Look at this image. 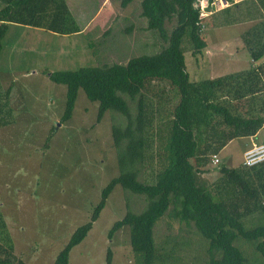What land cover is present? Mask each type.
I'll use <instances>...</instances> for the list:
<instances>
[{"label": "rangeland", "instance_id": "374dc122", "mask_svg": "<svg viewBox=\"0 0 264 264\" xmlns=\"http://www.w3.org/2000/svg\"><path fill=\"white\" fill-rule=\"evenodd\" d=\"M120 1L71 0L69 9L74 20L71 25L81 28L95 16L85 33L58 35L41 28L10 24L2 40L0 88L2 91L10 88L8 104L12 114L9 124L0 127V213L14 252L26 264H53L72 232L88 221L103 187L118 174L111 127L125 124L124 117L109 111L96 123L98 103L89 101L82 89L78 90L71 118L61 123L66 86L52 82L42 71L125 64L132 57L153 55L167 46L157 32L146 28V19L139 15L141 0H133L128 8L121 7ZM215 20L202 31L208 44L202 54H193L187 38L183 39L181 47L192 80L231 74L253 62L239 33L259 19L213 33L210 26L221 24L219 18ZM174 24V20L166 22L167 33ZM215 36L218 40L213 43ZM247 36L243 35V39ZM156 83L153 93L163 90L166 101H160V108L166 109L177 100V95L168 83ZM221 92L219 101L226 105L231 92L229 85L219 89L217 95ZM151 97L154 109L159 103L155 105L156 97ZM130 108L135 114V102H130ZM165 124H159L160 136L151 141L149 155L145 154L140 167L139 178L143 183L152 184L156 171L162 167L156 157V146L161 147L158 150L162 157L161 140L167 138ZM242 150L243 139L232 140L217 155L219 164L209 161L208 171L199 174V180L204 184L215 181L222 164L240 163ZM146 204L144 196L116 185L91 230L71 249L68 264H106L107 249L112 254L111 264H141L131 249L128 226H122L111 238L108 232L127 210L140 213ZM259 222L245 224L248 227ZM154 239L164 252L170 253L169 248L172 249L174 259L166 264H204L207 259L206 240L192 224L187 225L175 216L173 205L156 223ZM252 244L242 239L234 242L249 256L251 264H264V257H255L261 255Z\"/></svg>", "mask_w": 264, "mask_h": 264}, {"label": "trees", "instance_id": "16d2710c", "mask_svg": "<svg viewBox=\"0 0 264 264\" xmlns=\"http://www.w3.org/2000/svg\"><path fill=\"white\" fill-rule=\"evenodd\" d=\"M132 1L121 0L120 6L128 8ZM206 1L210 12L206 17L200 16L196 0L140 1L139 15L146 19V28L157 32L167 42L159 53L132 57L125 64L42 71L52 82L66 86L61 123L71 118L79 89L89 101L98 103L96 123L108 111L125 118L124 125L111 127L118 174L103 187L88 221L72 232L53 264H68L71 249L91 230L116 185L144 196L147 201L140 213L127 210L108 232L111 238L122 226H128L131 249L141 259V264H166L174 259L170 254L172 249L169 248L170 253L164 252L154 239V227L170 205L181 222L192 224L206 240L204 264H251L249 256L234 245L237 239L253 242L254 251L261 255L255 257H264V163L248 167L242 153L239 164H222L218 169L220 175L212 183L204 184L198 176L208 171L212 155H218L236 138L255 135L264 125V41L255 42L250 38L251 42H246L255 62L248 68L199 81L191 79L181 47L186 37L193 54H202L208 47L202 31L216 21L215 18L221 20L220 25L228 26L246 19H259L255 26L264 30V0H252L242 9L234 0H225L228 6L218 11L213 5L215 0ZM219 11H222L221 17H226L224 22L214 14ZM172 20L175 24L167 33L166 22ZM70 22L74 20L66 0H0V52L10 24L41 28L59 35L77 33L79 28ZM260 33L253 31L247 38L260 37ZM89 46L93 47V43ZM157 81L168 83L177 95V100L166 109L160 108V101H166L163 90L156 89L159 93H153ZM225 85L231 90L226 105L219 101L222 92L217 97V91ZM9 91L10 88L5 91L0 88V127L10 122ZM151 96L156 97L155 105L159 103L154 109ZM130 102H135V114ZM162 123H166L167 135L164 140L158 138L164 143L162 157L158 150L161 147L156 146V157L162 167L156 171L152 184L143 183L139 178L140 167L145 154L149 155L151 141L160 136L159 124ZM52 128L54 131L55 127ZM260 220L246 227V221ZM111 258V251L107 249L106 264H111ZM0 264H26L14 252L1 213Z\"/></svg>", "mask_w": 264, "mask_h": 264}, {"label": "crops", "instance_id": "0c3cea01", "mask_svg": "<svg viewBox=\"0 0 264 264\" xmlns=\"http://www.w3.org/2000/svg\"><path fill=\"white\" fill-rule=\"evenodd\" d=\"M67 1V4H68V6H69V2L71 1V0H66ZM73 1V3L74 2H76L77 0H72ZM235 1V3H237V4H239L238 6L242 9V7L243 8H245V6L246 5H249L250 3H251V1L252 0H234ZM72 3V4H73ZM100 9V8H99ZM241 9H237L238 11H240ZM70 10V9H69ZM223 11V10H222ZM222 11H219V12H217L216 13V16L218 15L219 17H221V15H222ZM233 11H235V10H233ZM242 11V10H241ZM244 12V11H243ZM214 15V14H213ZM256 15H258V13L256 14ZM94 15H92V17H90L89 19H88V21L85 23V25L84 26H82L81 28H79V31L77 32V33H74V34H78V33H85V30L87 29V27L88 26H90V24H91V22L92 21H94L95 19H94ZM211 21H213V20H211ZM245 21H251V20H245ZM245 21H243V22H239V23H235V24H232V25H230V26H228V25H220V26H210V30H211V32H213V33H216V32H218L219 31V29H223V28H225V31H227V28L228 29H230L231 27H236L237 26V24H240V25H242V24H245ZM256 24V23H255ZM255 24L254 25H250L249 24V26L247 27V29H245L243 32H240L239 33V39L242 41V46L245 48L246 47V42H251V39H253L252 41H255V42H257V41H259L260 40V42H263L264 41V30H262V29H260V28H258L257 26H255ZM93 28V27H92ZM91 28V29H92ZM258 28V29H257ZM94 29H95V27H94ZM93 29V30H94ZM209 30V31H210ZM95 31V33L96 32H98V26H96V29L94 30ZM253 31H256V33H257V31H259V32H261L260 33V37H253L252 38V36L251 37H249V38H245V39H243V35H245V34H249V33H252ZM53 34H56V33H53ZM59 35V34H58ZM69 35H71V34H69ZM255 36V35H254ZM216 37L217 36H215V37H213L212 38V41H213V43H215L216 42V40H218V39H216ZM226 38V37H225ZM251 38V39H250ZM226 41V40H225ZM252 61V60H251ZM255 63V62H254ZM248 68V67H247ZM205 71V70H204ZM241 139H243V150H242V153L244 152V150L245 149H247V148H249L250 146H252L253 144H259V143H261L262 141H264V125L255 133V135H253V136H250V137H247V138H241ZM231 143V142H230ZM229 144V143H228Z\"/></svg>", "mask_w": 264, "mask_h": 264}, {"label": "built area", "instance_id": "2783aa9c", "mask_svg": "<svg viewBox=\"0 0 264 264\" xmlns=\"http://www.w3.org/2000/svg\"><path fill=\"white\" fill-rule=\"evenodd\" d=\"M206 0H196L195 7L200 10V15L205 17L210 12L207 11ZM215 10L223 8L227 3L224 0H215L213 3ZM243 162L246 166L252 167L264 163V141L259 144H253L250 148L243 152ZM211 163L217 165L219 159L217 155L211 156Z\"/></svg>", "mask_w": 264, "mask_h": 264}, {"label": "clouds", "instance_id": "9594fccd", "mask_svg": "<svg viewBox=\"0 0 264 264\" xmlns=\"http://www.w3.org/2000/svg\"><path fill=\"white\" fill-rule=\"evenodd\" d=\"M225 1V0H224ZM226 2V1H225ZM227 3V2H226ZM226 6H228V3H227V5H225L223 8H225ZM223 8H221V9H223ZM221 9H219V10H221ZM216 11V10H215ZM218 11V10H217ZM208 16V15H207ZM206 17V16H205Z\"/></svg>", "mask_w": 264, "mask_h": 264}, {"label": "water", "instance_id": "95a60500", "mask_svg": "<svg viewBox=\"0 0 264 264\" xmlns=\"http://www.w3.org/2000/svg\"><path fill=\"white\" fill-rule=\"evenodd\" d=\"M57 125H59V124H57Z\"/></svg>", "mask_w": 264, "mask_h": 264}]
</instances>
